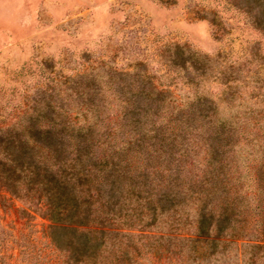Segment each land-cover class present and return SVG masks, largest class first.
<instances>
[{"label":"trees","instance_id":"1","mask_svg":"<svg viewBox=\"0 0 264 264\" xmlns=\"http://www.w3.org/2000/svg\"><path fill=\"white\" fill-rule=\"evenodd\" d=\"M231 3L264 33V0ZM162 60L157 83L140 62L66 76L0 125V189L48 221L54 264H264L263 117L233 109V71L179 44Z\"/></svg>","mask_w":264,"mask_h":264},{"label":"rangeland","instance_id":"2","mask_svg":"<svg viewBox=\"0 0 264 264\" xmlns=\"http://www.w3.org/2000/svg\"><path fill=\"white\" fill-rule=\"evenodd\" d=\"M171 44L206 56L212 72L236 73L233 109L251 107L245 117L264 122V33L231 0H0V125L20 117L38 89L92 68L140 62L155 83L176 75L162 60ZM200 87L215 94L224 85L214 78ZM169 90L181 104L193 88L178 72ZM47 224L0 189V264L59 261Z\"/></svg>","mask_w":264,"mask_h":264}]
</instances>
